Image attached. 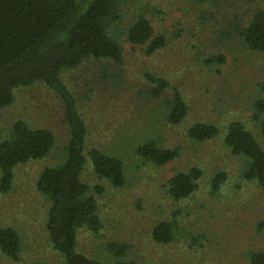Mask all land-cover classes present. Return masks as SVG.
Returning a JSON list of instances; mask_svg holds the SVG:
<instances>
[{"label":"rangeland","instance_id":"rangeland-1","mask_svg":"<svg viewBox=\"0 0 264 264\" xmlns=\"http://www.w3.org/2000/svg\"><path fill=\"white\" fill-rule=\"evenodd\" d=\"M121 5L122 20L113 33L123 49L122 63L89 58L61 73L88 128L85 152L97 147L117 156L125 174L121 187H111L85 156L80 180L103 187L95 194L102 225L97 232L79 228L76 249L109 263L114 258L107 244L116 241L129 245L124 258L144 264H249L252 252H264V188L242 177L243 163L223 136L236 120L264 146L260 121L252 117L254 100L264 97V52L249 50L236 32L255 8H264V0H121ZM138 13L167 38L153 54L125 40L124 30ZM214 55H222L223 63H204ZM145 74L179 89L188 105L183 121L165 120L162 98L145 92ZM16 119L48 128L55 140L45 157L17 164L10 189L0 192V227L15 228L20 238L17 259L0 251V264H65L47 237L49 202L36 189L41 169L63 158L67 128L61 101L44 84L18 87L12 102L0 109V139ZM195 122L215 125L217 135L205 142L189 139L186 130ZM147 138L178 147V156L163 166L144 162L134 149ZM191 166L202 171L196 190L171 199L167 179ZM219 172L223 180L212 190V177ZM164 219L174 220V236L159 244L150 231Z\"/></svg>","mask_w":264,"mask_h":264},{"label":"trees","instance_id":"trees-1","mask_svg":"<svg viewBox=\"0 0 264 264\" xmlns=\"http://www.w3.org/2000/svg\"><path fill=\"white\" fill-rule=\"evenodd\" d=\"M122 16L121 0H0V109L12 102L14 89L36 83L53 90L63 109L67 128L63 158L57 164L41 169L36 189L49 202L44 221L47 237L65 264H144L124 258L129 249L126 242L107 244L114 258L109 263L89 258L76 249L79 228L97 232L102 225L95 194H100L103 187L90 186L80 180L85 156H88L94 174L111 187H121L125 183V174L123 162L117 156L97 147L85 152L88 128L75 98L61 79V73L77 68L89 58L121 64L123 49L113 30L119 27ZM236 32L249 50L264 52V8H255L249 20ZM124 36L128 44L143 48L146 54L155 53L167 42L165 34L154 32L143 13L135 15L125 28ZM223 61L222 55H214L206 58L204 63ZM144 78L146 94L162 98L166 107L165 120L171 124L183 121L188 105L179 89L155 74H145ZM261 85L264 88V83ZM167 90L169 93L165 96ZM252 117L260 121L264 136V97L254 100ZM217 133L215 125L204 122H195L186 130L187 137L198 142L208 141ZM54 140V134L48 128L31 127L26 121L16 119L7 135L0 139V192L10 189L13 168L17 164L45 157L52 150ZM223 143L242 161V177L264 188V146L236 120L227 124ZM178 149L163 147L155 138H147L135 147L134 152L144 162L163 166L176 159ZM201 174L197 166L175 172L166 181L167 195L173 200L189 197L196 190ZM223 177L222 172L212 177V190L218 188ZM174 225L172 219L155 222L150 231L152 240L159 244L171 242ZM262 225L260 223L258 229ZM0 251L17 259L20 238L15 228L0 227ZM249 264H264V252H252Z\"/></svg>","mask_w":264,"mask_h":264}]
</instances>
